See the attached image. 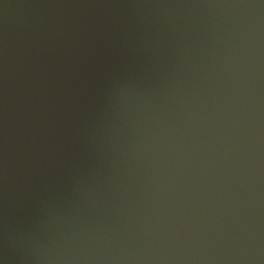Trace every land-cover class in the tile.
Instances as JSON below:
<instances>
[{
  "label": "water",
  "instance_id": "95a60500",
  "mask_svg": "<svg viewBox=\"0 0 264 264\" xmlns=\"http://www.w3.org/2000/svg\"><path fill=\"white\" fill-rule=\"evenodd\" d=\"M0 264H264V0H0Z\"/></svg>",
  "mask_w": 264,
  "mask_h": 264
}]
</instances>
